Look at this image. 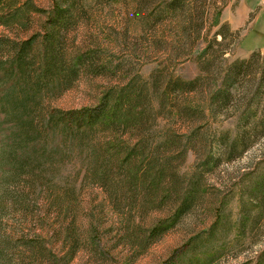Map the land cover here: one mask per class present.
<instances>
[{
    "label": "trees",
    "instance_id": "obj_1",
    "mask_svg": "<svg viewBox=\"0 0 264 264\" xmlns=\"http://www.w3.org/2000/svg\"><path fill=\"white\" fill-rule=\"evenodd\" d=\"M151 1L138 0L140 15L143 12L147 16L146 23L157 20L158 14L154 32L160 36L163 21L176 19L183 35L177 43L183 40L182 45L192 50L200 40L198 22H202L197 0H163V10L147 14ZM78 5L79 0H51L50 7L42 10L30 4L34 11L44 14L40 31L2 44L8 52L0 75L7 78L6 89L17 85L19 90L18 96L5 103L9 108L6 135L10 150L4 158L7 171L3 182L16 188L10 196L14 207H23L24 200L41 187L49 202L45 212H75V182L70 184L62 175L64 188L54 200L51 194L50 180L58 150L45 148L62 146L63 153L69 150L81 161L83 181L99 188L110 209L120 212L119 229L127 242L146 247L179 224L202 201V174L186 176L177 169L190 151L200 149L204 168L215 165L221 157L232 160L240 156L264 137V93L260 92L264 89V50L263 55L254 51L250 60H237L220 73L208 59V44L198 54L204 64L200 66L202 73L193 79L185 80L160 69L149 82L143 83L138 76L117 80L102 90L93 106L71 110L41 107L37 97L43 90L47 94L50 86L69 89L81 76L118 73L116 67L110 70L98 66L92 53L67 55L61 51L64 33L73 25ZM220 11L214 26L220 24ZM230 31L229 25L223 24L218 35L225 39L224 34ZM230 35L237 38L236 32ZM240 105H245V111L239 118L237 133L231 135L227 130L216 137L212 134L210 140L208 119ZM162 118L174 120L181 132L173 127L162 130L158 123ZM248 193L263 211L264 174ZM258 213L255 220L249 210L244 212L243 228L255 226L263 212ZM72 224L66 223L58 232L67 248L64 256L47 250L46 258L54 264L70 263L78 251L79 236ZM84 237L88 253L97 260L104 259L99 251L97 227L90 224ZM198 238L193 236L186 245L195 247Z\"/></svg>",
    "mask_w": 264,
    "mask_h": 264
},
{
    "label": "rangeland",
    "instance_id": "obj_2",
    "mask_svg": "<svg viewBox=\"0 0 264 264\" xmlns=\"http://www.w3.org/2000/svg\"><path fill=\"white\" fill-rule=\"evenodd\" d=\"M239 1L197 0L202 12V22H198L201 25L200 40L191 50L182 45L183 40L177 43L183 35L179 31V23H175L176 19L169 21L166 18L158 36L154 30L160 16L156 14L157 20L146 23L147 16L142 12L141 17L138 0H79L76 18L64 33L61 51L67 55L79 51L83 54L92 53L98 66L110 70L116 67L118 73L116 76L111 73L107 76H81L69 89L50 86V91L47 94L41 91L37 100L41 102V107L50 105L52 108L71 110L93 106L102 90L121 78L128 80L138 76L143 83L149 82L151 75L162 69L185 80L193 79L202 73L200 66L204 67V64L198 59V54L208 44V59L220 73L237 60H250L252 53L243 52L247 43L242 36L250 26L252 29L255 27L254 30L257 28L251 22L260 6L253 8L237 29H232L229 21L233 20L236 12L246 15L247 8L255 4L254 0H243L239 9ZM30 4L46 10L51 0L0 1V69L4 66L8 52L6 45L2 44L9 40L26 39L41 29L44 14L34 11ZM163 9V0H152L147 14L154 11L158 13ZM219 9L220 24L214 26ZM223 24L229 25L230 33H237L235 40L230 33L224 34L225 39L218 35ZM260 54L263 55V52ZM2 75L0 264H54L46 258L47 250H52L57 256H64L67 248L64 247L63 236L58 232L70 222H73L72 228L78 234L80 244L74 259L68 264H264V209L260 211L261 208L250 200L248 193L249 188L264 174V137L240 156L232 160L221 157L215 165L204 168L201 166L204 159L200 149L190 151L185 162L178 165L177 169L181 175L202 174V201L160 239L139 248L129 244L124 232L119 229L120 212L110 209L99 188L83 181L85 170L81 168V161L69 150L63 153L65 148L62 146L56 148L54 144L45 148L58 150L53 169L54 179L50 180L51 194L54 200L64 188L60 176L63 175L70 184L75 182V212H45L49 202L45 197L46 192H43L46 190L41 187L24 200L23 207L13 206L10 196L16 192V188L3 182L7 171L4 158L10 150L6 135L10 126L9 116L6 115L9 108L5 103L6 99L18 96L19 90L17 85L13 89H6L7 78ZM260 92L264 93V89ZM244 111L245 105H240L209 118L210 140L212 134L216 137L227 130L231 135L236 134L239 118ZM158 123L162 130L173 127L181 132L174 125V120L162 118ZM247 210L255 220L259 216L258 212L263 213L255 226L243 228L242 220ZM149 213L153 217V213ZM90 224L97 227L99 251L105 255L104 259H95L85 249L84 231ZM195 235L199 236V241L190 248V244L186 243Z\"/></svg>",
    "mask_w": 264,
    "mask_h": 264
},
{
    "label": "crops",
    "instance_id": "obj_3",
    "mask_svg": "<svg viewBox=\"0 0 264 264\" xmlns=\"http://www.w3.org/2000/svg\"><path fill=\"white\" fill-rule=\"evenodd\" d=\"M242 1L243 0L239 1V9ZM254 1L255 4L252 3L250 7L247 8L248 12L246 15H244L243 12L239 14V12L237 11L235 17H233V20L229 21L231 28L237 29L241 25V23H244L246 21V17L248 16L249 12H252L253 8H257L260 6L256 14L254 15V19H252L251 22V25L254 24L257 26V28L254 30L255 27L252 29V26H250L242 36L244 42L247 43L246 50H243L244 53H252L254 51L263 52L264 50V0Z\"/></svg>",
    "mask_w": 264,
    "mask_h": 264
}]
</instances>
